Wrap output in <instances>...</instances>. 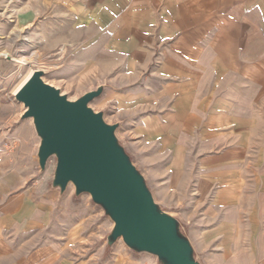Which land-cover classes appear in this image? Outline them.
Listing matches in <instances>:
<instances>
[{
	"label": "rangeland",
	"instance_id": "374dc122",
	"mask_svg": "<svg viewBox=\"0 0 264 264\" xmlns=\"http://www.w3.org/2000/svg\"><path fill=\"white\" fill-rule=\"evenodd\" d=\"M83 1L0 0V264H264V100L237 120L222 76L168 73L154 22H109ZM31 71L67 102L95 94L86 108L173 220L179 262L125 243L102 203L59 178L57 152L40 159L14 95Z\"/></svg>",
	"mask_w": 264,
	"mask_h": 264
},
{
	"label": "water",
	"instance_id": "95a60500",
	"mask_svg": "<svg viewBox=\"0 0 264 264\" xmlns=\"http://www.w3.org/2000/svg\"><path fill=\"white\" fill-rule=\"evenodd\" d=\"M94 93L70 103L35 73L15 95L26 107L43 137L40 159L58 153V176L71 181L104 205L115 222V235L145 251L160 250L179 262L181 247L174 222L157 217L140 178L126 162L112 137V127L86 108Z\"/></svg>",
	"mask_w": 264,
	"mask_h": 264
},
{
	"label": "crops",
	"instance_id": "0c3cea01",
	"mask_svg": "<svg viewBox=\"0 0 264 264\" xmlns=\"http://www.w3.org/2000/svg\"><path fill=\"white\" fill-rule=\"evenodd\" d=\"M98 1L109 22L160 27L161 39L170 41L168 73L206 75L207 83L222 76L218 89L231 97L223 104L237 120L251 118L257 101L264 100V0Z\"/></svg>",
	"mask_w": 264,
	"mask_h": 264
},
{
	"label": "bare ground",
	"instance_id": "6f19581e",
	"mask_svg": "<svg viewBox=\"0 0 264 264\" xmlns=\"http://www.w3.org/2000/svg\"><path fill=\"white\" fill-rule=\"evenodd\" d=\"M18 63H22L21 61L17 60ZM36 72H29V74L27 75V77L23 80V82L16 88L15 92H14V95H16L19 90L24 86V84L32 77L33 74H35Z\"/></svg>",
	"mask_w": 264,
	"mask_h": 264
}]
</instances>
